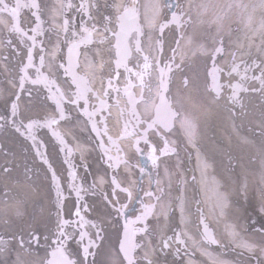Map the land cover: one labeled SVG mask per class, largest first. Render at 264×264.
Returning a JSON list of instances; mask_svg holds the SVG:
<instances>
[{"label":"snow or ice","instance_id":"1","mask_svg":"<svg viewBox=\"0 0 264 264\" xmlns=\"http://www.w3.org/2000/svg\"><path fill=\"white\" fill-rule=\"evenodd\" d=\"M23 9L31 10L35 18L28 30L21 27ZM0 25L6 30L7 45L22 55L17 75L7 78L10 88L0 89V96H5L0 101V132L12 131L28 142L55 188L57 223L55 231L43 237L46 250L50 248L44 264H97L95 257L105 243L110 245L107 264H185L184 257L186 264H264V217L245 221L243 226L239 223L240 200L258 197L264 213V0H188L185 5L178 0H80L79 7L72 0L50 4L0 0ZM166 30L173 31L171 41ZM13 35L18 39L14 41ZM97 43L108 44L107 51L114 56V75L107 76L106 86L100 73L104 65L90 54H100L99 48L90 47ZM4 60V71L10 72L8 57ZM222 74L228 78L226 83H221ZM234 77L239 79L232 82ZM98 79L102 90L95 87ZM241 93L260 96L258 115L246 109ZM37 97L51 108L43 116L25 111L35 107ZM212 105L249 150L247 159L259 160L253 180H249L245 155H233L223 143L211 152L202 147L206 141L200 114ZM113 109L123 122L119 136L110 133L108 124ZM245 122L258 130L257 138L239 134ZM61 124L70 127L74 146L60 130ZM76 128L88 130L91 139L82 143ZM41 130L50 134L51 144L38 136ZM179 134L195 151V168L189 176L178 165L177 179L165 166L166 186L158 173L133 163L121 146V141H128L141 155L147 148L148 159L158 169L161 155L178 154L172 146L177 141L169 137L179 138ZM90 146L99 150L100 159L111 169L110 178L107 170L97 173L91 183L79 176L73 156L78 152L83 160ZM52 152L63 153L65 183ZM81 167L90 174L87 163ZM136 169L139 175L133 176ZM11 171L3 168L4 173ZM121 175L127 177L126 183ZM145 177L147 189L142 183ZM72 194L74 211H68L75 219L65 217ZM88 196L99 204H90ZM138 199L139 208L132 209ZM84 213L96 214L88 218ZM16 215H22L19 209ZM121 221L122 232L117 227ZM213 225L220 228L219 236ZM241 227L251 231L245 235ZM114 229L116 241L111 242L109 232ZM12 239L17 249L0 236V255L14 253L12 264H32L27 257L33 254L32 244L39 243V235L20 233ZM70 242L75 243V251L69 250ZM229 246L237 259L225 258L223 250ZM197 253L206 261H197Z\"/></svg>","mask_w":264,"mask_h":264},{"label":"bare ground","instance_id":"2","mask_svg":"<svg viewBox=\"0 0 264 264\" xmlns=\"http://www.w3.org/2000/svg\"><path fill=\"white\" fill-rule=\"evenodd\" d=\"M44 1V0H43ZM92 1V0H91ZM94 2L103 3V0H93ZM181 1V5H185L188 0H179ZM52 0H48L50 4ZM109 3L112 0H108ZM95 15V11H94ZM11 21L10 17H6ZM21 25L23 27H30L32 23L31 16L28 12H24L20 17ZM174 27V26H173ZM191 31V29H189ZM6 32L3 31V26L0 25V89L8 90L10 87L7 83L8 77H13L14 70L16 68L13 60H15L16 49L12 46H8L5 40H7V36L4 40V34ZM7 34V33H6ZM166 38L171 41L173 36V31L166 30ZM13 40H17L18 38L13 35ZM98 39V38H97ZM47 41V39H45ZM91 48H99L100 54L98 56L95 53H90L93 55L97 61V63H103L104 67L100 70V73L104 77L106 73L109 75L110 73L113 74V70L111 68L112 58L114 56H110L107 49L109 47L108 44L100 45L99 43L90 46ZM84 50V46L81 48V51ZM8 57V68L10 72L4 71L5 60L4 57ZM109 65V66H108ZM2 69V71H1ZM227 67L225 68V72L227 71ZM258 74V73H257ZM106 75V76H107ZM123 82V79L120 81ZM177 86L180 85V77L177 75L176 80ZM104 86V85H103ZM95 87L98 90H102V84L100 79L97 80ZM15 91V90H14ZM5 96H0V101H2ZM210 99V97H209ZM260 100V96L258 94H245L243 93V103L246 106V109L249 111H255L258 115V103ZM25 101L22 99L21 106L24 107ZM223 103V101H221ZM46 109H50L44 104V101L37 97L35 100V107L32 109H25L26 113L32 116H43V112ZM200 120L202 122V129L205 136V143L202 145L205 151L211 152L217 143L225 144L228 149L232 152L233 155H245L249 151L246 147L240 145L239 139L236 135L231 133V126L228 122H222L220 119V110L215 106L212 105L208 108L207 112H201ZM240 121H237L239 124ZM120 126V117L118 112L113 109L112 115L109 117V128L110 133L118 134ZM68 130L69 136L73 140V133L70 131V127L66 129ZM88 130L81 131L79 128L75 129V134L79 136L80 141H86L88 139ZM239 134L241 136H248L250 138H257L258 137V130L251 127L247 122L243 124L242 127L239 128ZM40 136L49 144L52 141L49 140V134L45 131H42ZM229 138L231 139V143L229 144ZM169 140H176L177 143L172 146H177V153L178 154H170L167 156L166 159L161 160L160 163V172H157L160 177L165 181V186L167 184V177L164 174L165 166H168L173 173L175 174L176 178L178 179L179 176V168L178 165L182 164L183 169L185 172L190 176L192 174V169L195 168V151L191 149L186 142V138L183 137L182 134H179V138L176 135L170 136ZM83 143V142H82ZM121 146L125 149L128 153L129 159L134 162V156L132 154V150L128 141H121ZM159 148L163 147L162 142L158 144ZM25 149H28L25 151ZM113 154H115V150H113ZM194 154V156H193ZM165 157V156H160ZM52 160L54 162V166L58 170V174L61 176L62 181H65L64 175V168L62 163L60 162L56 153L53 152ZM75 158L77 161L78 166V174L80 177H83L87 180V177L90 174H86L82 164L87 163L90 166V173H93L95 176L97 173L103 174L105 170L108 172L111 169L107 168V164L104 160L100 159V155L92 154L91 151L85 152L84 159L82 160L78 154H75ZM138 162L142 164V166L148 172L153 173V165L151 161L148 159V155H137ZM219 159V157H218ZM223 163L227 165L228 159L227 156H223ZM5 166L11 167L12 171L10 173H4L3 168ZM152 166V167H151ZM245 167L246 170L250 173L249 180H253L254 173L259 168V160L255 163L250 162L249 159L245 160ZM107 168V169H106ZM27 169V171H26ZM156 173V174H157ZM50 173L46 171V167L42 166L39 158L35 156L34 151L28 148V142L21 138L20 136L14 134L12 131H4L0 132V236H3L5 240H10L11 243L9 245L12 249H17L18 245L15 240L12 238L18 236L20 233L27 234L29 232H35L39 235V243L32 244V251L33 254L27 259H29L32 264H44V261L48 257V253L46 250V245L43 237L45 235L54 232V228L56 227V194L55 190L51 191V177L49 176ZM136 170L133 173V176H136ZM30 177V178H29ZM146 178V177H145ZM121 179L126 183L127 177L121 175ZM242 179V176L240 177ZM50 180V181H49ZM144 184L145 189L148 187L147 178L142 181ZM175 182H174V195L175 193ZM167 190V189H166ZM251 191V190H250ZM68 194V193H67ZM142 195V194H141ZM5 199H7V205L4 203ZM121 202L125 201V197L121 195ZM90 204H99V200H94L90 197ZM73 201L71 198L66 201L65 207V216L69 215V209H71V203ZM136 207L139 208V199L135 204L132 205V209ZM240 213L241 219L239 223L241 226L247 221L251 223V220L259 221L262 217H264V213L260 211V203L258 201V197L253 198L250 196L247 202L240 200ZM7 208V215H4V209ZM22 213V215L17 216L16 211ZM96 213H94L95 215ZM131 215V214H130ZM4 220L9 221L6 225L3 223ZM119 228V226H117ZM214 229L216 230L217 235H220V228L216 225H213ZM259 227V224L256 225ZM241 231L244 232L245 235H248L251 231L250 229H244L241 227ZM111 237V242L116 241V231L111 230L109 232ZM254 238V237H253ZM109 243H105L103 246V250L100 252L99 255L95 257L97 264H107V248L109 247ZM214 250L220 252V248L218 246H213ZM225 258L235 260L237 259L236 251L232 249L231 246L225 248L224 250ZM183 256V253H181ZM15 259L14 253H10L7 256L0 255V264H12V261ZM170 261L172 259L171 256L168 258ZM195 259L197 261H206V258L201 257L199 253L196 254ZM184 261L186 264L187 257H184Z\"/></svg>","mask_w":264,"mask_h":264},{"label":"rangeland","instance_id":"3","mask_svg":"<svg viewBox=\"0 0 264 264\" xmlns=\"http://www.w3.org/2000/svg\"><path fill=\"white\" fill-rule=\"evenodd\" d=\"M47 35V34H46ZM15 55H16V52L14 53ZM22 56V55H21ZM21 56H16V62H18L19 61V59L21 58L22 59V57ZM209 66H210V62H209ZM239 78L238 77H235V80L233 81V82H235L236 80H238ZM227 80H228V78H227ZM209 82H210V78H209ZM228 91H230V90H226V93H228ZM242 94L243 93H241L240 95H241V97H242ZM243 100V99H242ZM260 106H261V99L259 100V103H258V110H260ZM259 112V111H258ZM132 150V149H131ZM58 158L59 159H61V163H62V160H63V153H61L59 156H58ZM66 171H65V176H66ZM74 198V194L72 195V199ZM73 207H74V205H73ZM135 209H138L137 207L135 208ZM72 247V246H71ZM74 247L75 246H73L72 248H70V250H72V249H74Z\"/></svg>","mask_w":264,"mask_h":264}]
</instances>
